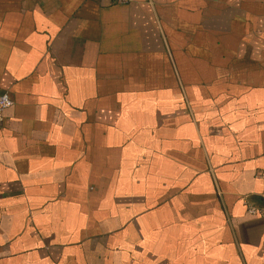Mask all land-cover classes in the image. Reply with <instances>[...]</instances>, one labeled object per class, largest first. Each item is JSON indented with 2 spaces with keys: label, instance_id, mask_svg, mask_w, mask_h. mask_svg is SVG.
Returning <instances> with one entry per match:
<instances>
[{
  "label": "crops",
  "instance_id": "obj_1",
  "mask_svg": "<svg viewBox=\"0 0 264 264\" xmlns=\"http://www.w3.org/2000/svg\"><path fill=\"white\" fill-rule=\"evenodd\" d=\"M0 264H264V0H0Z\"/></svg>",
  "mask_w": 264,
  "mask_h": 264
},
{
  "label": "built area",
  "instance_id": "obj_2",
  "mask_svg": "<svg viewBox=\"0 0 264 264\" xmlns=\"http://www.w3.org/2000/svg\"><path fill=\"white\" fill-rule=\"evenodd\" d=\"M112 1L115 3H121V4L129 2V0H112ZM11 105H12V100L9 94L7 92L0 93V125L3 120V112L7 108H9ZM257 177L261 179L262 181V190L260 193V198L262 202L264 203V168L259 171V173L257 174ZM245 204H246V211L248 214L264 216V210L262 211V210L256 209L255 207L248 205V203H245Z\"/></svg>",
  "mask_w": 264,
  "mask_h": 264
}]
</instances>
